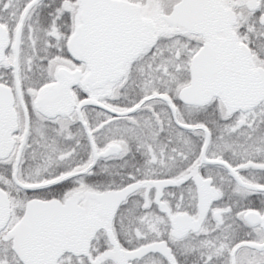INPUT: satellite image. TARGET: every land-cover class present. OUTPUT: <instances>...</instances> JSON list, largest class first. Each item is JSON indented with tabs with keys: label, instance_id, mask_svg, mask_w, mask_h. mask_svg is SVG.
<instances>
[{
	"label": "snow or ice",
	"instance_id": "obj_1",
	"mask_svg": "<svg viewBox=\"0 0 264 264\" xmlns=\"http://www.w3.org/2000/svg\"><path fill=\"white\" fill-rule=\"evenodd\" d=\"M0 264H264V0H0Z\"/></svg>",
	"mask_w": 264,
	"mask_h": 264
}]
</instances>
